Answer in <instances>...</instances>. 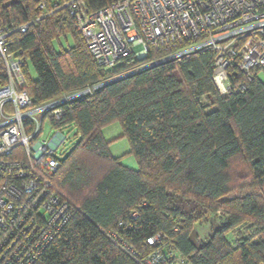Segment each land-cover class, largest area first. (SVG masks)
<instances>
[{
  "label": "trees",
  "instance_id": "obj_1",
  "mask_svg": "<svg viewBox=\"0 0 264 264\" xmlns=\"http://www.w3.org/2000/svg\"><path fill=\"white\" fill-rule=\"evenodd\" d=\"M41 1L49 12L52 0ZM66 1L57 0L58 9L45 14L36 0H0V27L38 19L25 33H14L9 47L36 73L31 81L26 65L25 89L34 104L105 84L73 101L58 126L71 127L76 143L52 182L78 210L35 264H139L123 247L142 259L157 234L191 264H264V196L221 202L238 157L250 167L251 186L264 190V80L255 77L245 91L219 95L212 51L125 76L166 55L149 49L143 59L133 54L104 71L61 8ZM83 1L96 11L111 0ZM67 35L73 46L57 51L53 42ZM113 122L121 126L137 171L110 156L102 130ZM193 203L202 215L186 212ZM220 210L226 223L197 244L195 223Z\"/></svg>",
  "mask_w": 264,
  "mask_h": 264
},
{
  "label": "built area",
  "instance_id": "obj_2",
  "mask_svg": "<svg viewBox=\"0 0 264 264\" xmlns=\"http://www.w3.org/2000/svg\"><path fill=\"white\" fill-rule=\"evenodd\" d=\"M36 2L45 14L58 9L57 0L47 13V3ZM61 8L104 71L152 49L166 55L125 76L207 51L214 53L212 83L221 96L243 92L264 76V0H111L96 11L83 0H68ZM35 21L0 27V264H35L78 210L52 182L62 160L56 152L65 141L58 126L73 101L105 85L34 104L25 89L27 60L9 47L11 36ZM45 123L55 132L48 142L41 139ZM165 240L162 234L150 238L146 244L153 251L142 259L123 248L139 264H191Z\"/></svg>",
  "mask_w": 264,
  "mask_h": 264
},
{
  "label": "rangeland",
  "instance_id": "obj_3",
  "mask_svg": "<svg viewBox=\"0 0 264 264\" xmlns=\"http://www.w3.org/2000/svg\"><path fill=\"white\" fill-rule=\"evenodd\" d=\"M73 46V40L70 35L66 37H60L58 40L53 42V47L58 51L61 49L71 48ZM147 55L146 51H139L136 56L138 59H143ZM28 74L31 81H36V73L30 63L27 62ZM259 79L264 80L263 74L258 75ZM41 139L45 141H50L54 130L50 129L47 123L43 126ZM61 134L65 138L62 146L57 150L56 156L58 158H65V156L70 152L76 143L74 137V130L71 127H67L61 130ZM102 136L105 142L108 143V150L110 156L114 159H132L135 158L130 154V145L127 139L123 136V132L119 122H113L102 130ZM230 176V191L229 193L221 199L222 201H231L243 199L250 195H261L264 196V190L256 187H252V173L248 163L242 158L238 157L232 161L229 168ZM188 214L198 217L202 215V210L198 205L194 203L187 208ZM206 222L201 223L199 221L194 225V239L197 244H203L211 235L212 230L216 227L222 226L226 223L227 215L226 212L220 210L216 215H205L204 218ZM227 238L230 242L235 241V237L228 235Z\"/></svg>",
  "mask_w": 264,
  "mask_h": 264
},
{
  "label": "crops",
  "instance_id": "obj_4",
  "mask_svg": "<svg viewBox=\"0 0 264 264\" xmlns=\"http://www.w3.org/2000/svg\"><path fill=\"white\" fill-rule=\"evenodd\" d=\"M119 161L123 167H125L131 171H137V162L136 161H134L132 159H120Z\"/></svg>",
  "mask_w": 264,
  "mask_h": 264
}]
</instances>
